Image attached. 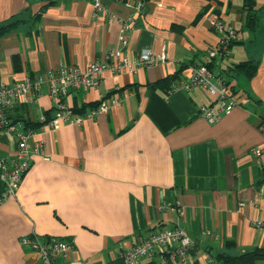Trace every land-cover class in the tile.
Here are the masks:
<instances>
[{
    "label": "crops",
    "instance_id": "obj_1",
    "mask_svg": "<svg viewBox=\"0 0 264 264\" xmlns=\"http://www.w3.org/2000/svg\"><path fill=\"white\" fill-rule=\"evenodd\" d=\"M143 1L139 13L136 0H104L105 12L94 15L92 0H0V27L16 24L0 36V84L61 64L84 67L123 48L124 20L131 30L123 49L132 56L146 47L167 53L165 61L107 73L97 88L70 96L81 106L115 90L122 101L110 112L37 129L32 141L43 140L44 152L33 154L16 195L0 204V264H43L20 242L31 233L73 243L55 264L121 262V252L170 227L195 241L188 264H212L209 256L228 242L233 254L264 248V0H248L258 16L254 30L247 0ZM212 15L237 30L213 70L238 91L239 105L215 123L199 109L215 94L200 86L171 92L192 66L212 61L208 50L219 41ZM250 60L259 62L253 78L233 72ZM167 78L169 85L157 84ZM51 104L44 93L37 106L18 104L12 115L37 123L41 112L56 114ZM16 148L13 136L0 133V156Z\"/></svg>",
    "mask_w": 264,
    "mask_h": 264
},
{
    "label": "built area",
    "instance_id": "obj_2",
    "mask_svg": "<svg viewBox=\"0 0 264 264\" xmlns=\"http://www.w3.org/2000/svg\"><path fill=\"white\" fill-rule=\"evenodd\" d=\"M92 4L94 15L105 12L104 0H92ZM134 6L137 12H144L143 0H136ZM211 25L219 35V41L209 48L208 56L212 60L225 58L229 55L230 46L237 39V30L225 24L216 15H212ZM130 30V24L124 20L120 34L123 48L129 44ZM123 48L112 49L101 59L92 60L84 67L61 64L12 85L5 82L0 84V133L13 136L17 141L13 154L0 156V183L3 185L0 204L10 196L16 195L19 183L31 166V157L33 154H43L45 149L43 140L32 141L37 129L28 127L23 120L13 117L14 108L18 104L29 108L37 106L40 97L47 93L51 98L52 110L56 114L48 118L45 112H41L39 122L42 123V128L49 127L54 130L64 124L82 125L88 119L110 112L113 106L122 101V97L115 92L105 94L99 99L97 106L84 114L74 111L70 96L75 92L97 88L100 79L107 73H136L140 68L153 66L167 59L166 52L156 54L151 47L143 48L136 56H132ZM195 86H200L217 96L215 100L204 103L199 108L201 115L211 123L219 121L224 113L231 112L239 105L231 85L203 63L192 66L189 78L173 84L171 92L180 89L191 90ZM215 103L217 107L214 106ZM262 150L255 149V155H261ZM167 206L173 208L170 204ZM20 242L22 246L36 250L43 264H55L58 258H67L74 247L71 241L36 233L22 236ZM194 248L195 241L184 229L170 227L150 233L129 250L121 252V264H188ZM209 261L214 264L212 256H209Z\"/></svg>",
    "mask_w": 264,
    "mask_h": 264
},
{
    "label": "trees",
    "instance_id": "obj_3",
    "mask_svg": "<svg viewBox=\"0 0 264 264\" xmlns=\"http://www.w3.org/2000/svg\"><path fill=\"white\" fill-rule=\"evenodd\" d=\"M246 6L248 8L247 26L251 30H254L257 27V22H258L257 12L253 9L252 1H248ZM15 25H16L15 23H11L7 26H1L0 27V36L3 35L4 33H6V31L11 29ZM203 64H206L211 70H213L214 59L212 61H209V62H203ZM258 65H259L258 61L250 60V61L238 64L234 68L233 72L235 71V73H244L248 76V78H253L257 72ZM219 75L222 76V74H219ZM223 79H225V78L223 77ZM170 81L171 80L169 78H167L166 80L159 81L157 84L159 86H162L164 84L169 85ZM231 87L233 89L234 95H236L238 91L235 89L234 86H231ZM113 92H115V90L109 91L107 95H109ZM99 103H100V101H96V102L89 103V104L84 103L81 106H78V104L75 103L73 105V109L77 113L84 114L90 108L97 106ZM46 115L48 118L51 117L48 112L46 113ZM21 120H23L28 127H32L34 129H38L42 125L41 122L34 123V122H32L28 119H25V118H22ZM2 190H3V185L0 183V193L2 192ZM234 246H235L234 242H228L227 248L225 250L218 252L215 255H212V257L214 259L213 263L214 264H255L257 260L264 259V248L257 247V248H254V249L247 251V252H244V253L233 254L231 252V249ZM113 264H121V262H117V263H113ZM190 264H200V262L196 259V260L192 261Z\"/></svg>",
    "mask_w": 264,
    "mask_h": 264
}]
</instances>
